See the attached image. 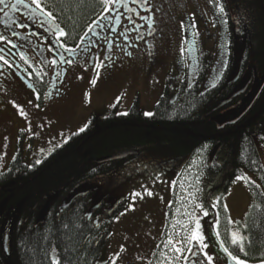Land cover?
I'll return each mask as SVG.
<instances>
[{"label": "rangeland", "instance_id": "374dc122", "mask_svg": "<svg viewBox=\"0 0 264 264\" xmlns=\"http://www.w3.org/2000/svg\"><path fill=\"white\" fill-rule=\"evenodd\" d=\"M226 2L230 8L231 24L225 13H223V21L216 20L219 15L218 9L210 4L209 0H152L159 18L162 16V38L159 41L160 46L158 45L162 50L161 63L154 69L150 68L151 70L146 64L140 63L134 70L118 75L115 82L107 81L101 69H96L91 79L83 69L78 71V76L87 83L92 84L91 81L96 80V83L92 84V91L95 93L93 99L98 104H103V109L96 118L106 117L113 112L127 113L135 98L138 99L144 114L153 112L155 104L163 93L166 77L171 70L170 65L174 68L175 58L180 56V41L184 33L180 28L179 20L189 15L192 22H195L193 28L196 30H203L199 27V23L205 19L207 25L204 28L205 34L202 35L207 45L203 46V52L215 57L219 63V71L227 64L229 56L231 57L228 82L234 83V87L231 95L224 99L222 104H228L232 98L239 97L234 103L226 105L218 112L213 120L219 127L237 120L250 107L264 83V9L261 0H226ZM207 31L210 36L206 38ZM225 36L228 37L227 43L222 42ZM83 86L84 82L73 86V93L77 97ZM119 90L122 93L120 96ZM1 104L11 108L13 102L12 99L3 96L0 99V106ZM75 107L77 104L70 106L69 111L72 113L71 109ZM91 116L95 117L89 115L74 124L66 122L67 127L58 134L56 122L51 120L46 124L49 120L47 119L44 126L51 127L53 138L39 141L38 143L43 144H37L31 154L25 155L23 162L28 165L37 163L38 160L41 162L65 143L72 134L80 132L81 128L85 129ZM262 138H264V125L260 133L253 137L264 170V139ZM226 153V147L219 142L204 147L189 160L188 155L178 152L176 145L171 141L114 148L102 156L90 159L103 161L127 156L130 158L110 173L80 182L69 191L66 199L91 192L95 203L106 201L111 205L125 200L124 210L109 226V238L102 252V261L113 264H147L161 236L164 211L173 199L171 217L165 222L154 264H179L183 253L175 249H184L187 246L189 237L196 230L197 221L201 225L199 231L204 235L208 230L210 234L213 233L212 230L216 231L212 225L218 214L220 235L218 238L216 233L214 241L223 251L224 247H228L231 243L232 232H236L237 237L244 235V219L252 204L250 184L258 185L264 195V184L247 170H242L239 175L246 179L234 178L222 195L209 191V182L201 179L202 165L206 160L209 163L213 160L223 163ZM84 154L87 155V152ZM4 157L5 154L0 152V168L4 163ZM6 170L7 168H3L0 172ZM135 193L141 195L136 197ZM56 195L55 191L46 195L36 217V224L44 221L47 209ZM216 198L220 199L219 203L216 202ZM23 203L24 198L17 199L3 216L1 236L2 241L7 239L8 249H11L13 226ZM200 203L207 205L208 216H204L197 207ZM213 204L216 206L213 207ZM4 208L3 203L0 207L1 214ZM221 240L224 241L223 246ZM248 264L256 263L248 262Z\"/></svg>", "mask_w": 264, "mask_h": 264}, {"label": "trees", "instance_id": "16d2710c", "mask_svg": "<svg viewBox=\"0 0 264 264\" xmlns=\"http://www.w3.org/2000/svg\"><path fill=\"white\" fill-rule=\"evenodd\" d=\"M261 1L264 9V0ZM92 3L56 0V9L72 28L71 32L76 33L81 21L94 10ZM220 3L231 24L226 0ZM230 60L229 56L216 81L206 83L213 56L201 53L194 84L188 86L186 80H175L170 73L151 116H145L135 101L127 115L112 113L104 118H92L84 131L72 134L39 163L28 165L20 158L14 159L8 171L0 172V207L5 205L3 214L0 213V264H51L55 254H59L62 264L107 263L102 261V252L109 238V226L124 210L125 200L109 205L106 201L95 203L91 192L68 199L66 196L80 182L110 173L130 158L90 159L114 148L171 141L189 160L204 147L219 142L227 149L224 162L206 160L201 168V179L209 182V191L222 195L242 170L253 173L264 184V170L253 141L264 125V83L250 107L237 120L222 127L213 120L239 97L222 104L234 87V83L228 82ZM52 191L57 195L44 221L36 224L39 209ZM250 192L252 204L243 230L248 256L240 257L253 262L264 258V195L256 184H250ZM20 198H24V203L13 226L11 249L7 247L5 252L1 236L3 216ZM228 248L233 250L231 243Z\"/></svg>", "mask_w": 264, "mask_h": 264}, {"label": "flooded vegetation", "instance_id": "af4514ba", "mask_svg": "<svg viewBox=\"0 0 264 264\" xmlns=\"http://www.w3.org/2000/svg\"><path fill=\"white\" fill-rule=\"evenodd\" d=\"M89 1L94 3H92L94 10L83 22L81 21L76 33H72V28L57 13L56 0H41L45 12H52L55 20L43 13L41 18L46 19L49 25L58 24L67 34L62 38L59 37L58 32L47 34L38 28L20 29L14 26L13 30L19 33L17 42L20 47L12 50L15 55L6 57L13 66L9 68L4 65L3 61H0V73H2L0 74V99L5 96L13 102L11 108L2 104L0 106V152L5 154L4 163L0 169L7 168L6 171H8L14 159L23 160L27 153L33 152L37 144H43L38 143L39 141L53 138L51 127L44 126L47 119L49 120L46 124H49L51 120L56 122L57 134L67 127L66 122L78 123L89 115L95 116H91L89 121L92 118L96 119V115L103 109V104H98L93 99L95 93L92 91V84L79 77L78 71L83 69L87 77L91 79L96 69H101L107 81L115 82L118 75L134 70L140 63L146 64L149 69H154L163 61L162 50L159 47V41L162 38V16L159 18L152 0H147V3H133V0H126L127 6L117 4L115 7L108 4L107 0L104 2L102 0ZM25 3L30 5L29 8H25L24 5L12 7L15 0H5V4L0 5V18L8 24H11L13 20L17 23L28 22L26 18L35 5L31 4V0H25ZM106 7L110 8V15L105 11ZM5 12L8 13L7 16H4ZM106 15L108 19H104ZM179 21L184 37L180 41V56L174 61L176 66L173 68V65H170L171 70L168 76L171 73L175 76V80H186L185 84L191 86L197 77L199 56L204 53L203 46L207 45L203 40L204 28L207 24L205 19L200 21L199 27L203 30H196L189 27L192 23L189 15ZM90 28L94 31H90ZM4 30V23H0V32ZM33 32L37 34L33 35ZM209 34L207 31L205 37H209ZM7 35L11 37V31H8ZM12 39L16 38L12 37ZM227 39L228 37L225 36L222 42L227 43ZM92 41H95V44ZM61 43L64 47L60 46ZM85 47L89 48L87 53L81 51ZM21 54L24 59L20 58ZM96 54L101 58L105 54L111 57L110 61H105L106 67H95ZM67 60L72 62L67 63ZM213 61L214 68H211V75L206 83L216 81L225 67L223 65V69L219 71V63L214 56ZM82 82L84 86L77 97L73 93V86ZM118 94L119 96L122 94L121 90ZM36 96H39V99H36ZM135 101L139 104L138 99L135 98ZM76 104L77 107L71 109V113L69 107ZM172 201L164 211V226L156 250L161 243L165 222L168 217H171ZM212 231L214 234H208L206 230L205 239L199 244L192 241L191 235L187 246L184 247L179 264H194V261L196 264H207L206 257L202 255L203 252L213 257L212 264H235L223 252L224 249L222 251L215 244L214 235L217 232ZM211 241L212 244H210ZM194 244V250L201 254L199 257L191 256L187 251V249L194 248ZM202 244H207L208 247L203 248ZM156 250L147 264L155 263ZM253 263L264 264V258L253 261Z\"/></svg>", "mask_w": 264, "mask_h": 264}, {"label": "snow or ice", "instance_id": "6c2138e0", "mask_svg": "<svg viewBox=\"0 0 264 264\" xmlns=\"http://www.w3.org/2000/svg\"><path fill=\"white\" fill-rule=\"evenodd\" d=\"M102 2H104V0H102ZM107 3L110 4L112 7H115L117 4H124V6L126 5V0H107ZM133 3H147V0H133ZM209 3L212 4L215 8L218 9V13L219 15L216 17V20H220L223 21V13H224V7L222 5V3H220V0H209ZM5 4V0H0V5ZM31 4L35 5V8L31 9V13L30 15L26 18L28 22H22V23H17L16 20H13L11 24H8L6 22L3 21L2 18H0V23H4V27L5 30L0 32V61H3L4 65H7L9 68L12 67V63L6 59V57L8 55H15V53L12 52L13 49H16L18 47H20L19 43L17 42L19 40V33H17L14 29V26L16 28H20V29H28V28H32V29H42L45 33L47 34H53L55 32L59 33V37H65L67 34L64 32V30L62 28H60V26L56 23H52V24H48V21L46 19H42L41 18V14L43 13V15L47 16L48 18H51L52 20H55V17L53 16L52 12H45L44 7L42 6L41 0H31ZM16 5H24L25 8H29V4L25 3V0H15V4L12 5V7H15ZM105 11L110 15V8L106 7ZM139 14V13H137ZM8 13L5 12L4 16H7ZM104 19H108V16L106 15L104 17ZM131 19V18H129ZM216 20H214V23L216 22ZM189 27H195V22L193 21ZM11 31V37H9L7 35V32ZM90 31H94V29L90 28ZM33 35L37 34L36 32L32 33ZM87 36V33L85 34ZM12 37H15L16 39L13 40ZM93 44H95V41H92ZM61 47H64V44L61 43L60 45ZM69 51H73L75 52V49H66ZM81 51L87 53L89 51L88 47L82 48ZM21 59H24L23 54H21ZM110 61L111 57L108 56L107 54H105V56L103 58H101L98 54H96V61L95 62V67L96 68H103L106 67L107 65L105 64V61ZM67 63H71V60H67ZM54 63V61H53ZM2 74V73H0ZM97 76H99V73H97ZM91 83L94 85L96 83V80H92ZM215 86V85H213ZM36 99H39V96H36ZM37 107H39V105H37ZM124 115H127V113H124ZM152 113L150 112H146L145 116H151ZM79 131H84V128H81ZM264 139V138H262ZM40 161L38 160L37 163H39ZM236 180H243L246 179L243 176H237L235 177ZM136 197H139L141 194L140 193H135L134 194ZM149 195H151V193H149ZM216 202L219 203L220 199L216 198ZM216 205L213 204V207H215ZM197 207H199L201 209V211L203 212L204 216H208V211H207V205L200 203L197 205ZM235 223V222H232ZM213 228L217 231V237L219 238V219H218V214H217V219H215L213 221ZM67 227V226H65ZM185 228L187 226H184ZM201 225L199 224V221L196 222L195 228L196 230L192 232V241L193 242H202L205 237L204 235L199 231ZM221 245H224V241L221 240ZM231 245L233 246V250H229L228 247H224V251L227 255V257L229 259H231L232 261L235 262V264H247V261L245 259H241L240 256L243 255L245 257L248 256V251L246 250L245 247V236L244 235H240L239 237H237L236 232H232L231 233ZM180 243H183V241H180ZM248 245L249 247L251 246V237H248ZM203 248H207L208 245L207 244H202ZM195 244H194V248L192 249H187V251L191 254V256L194 257H199L201 254L196 252L195 250ZM177 252H180L181 254L183 253L184 249H180L177 248L175 249ZM202 255L204 257H206L207 259V264H212L213 262V257L208 255L207 252H203ZM188 259V258H185ZM51 264H62L59 254H55L51 257ZM194 264H196V262L194 261Z\"/></svg>", "mask_w": 264, "mask_h": 264}, {"label": "water", "instance_id": "95a60500", "mask_svg": "<svg viewBox=\"0 0 264 264\" xmlns=\"http://www.w3.org/2000/svg\"><path fill=\"white\" fill-rule=\"evenodd\" d=\"M4 251L7 252V239L3 241Z\"/></svg>", "mask_w": 264, "mask_h": 264}, {"label": "bare ground", "instance_id": "6f19581e", "mask_svg": "<svg viewBox=\"0 0 264 264\" xmlns=\"http://www.w3.org/2000/svg\"><path fill=\"white\" fill-rule=\"evenodd\" d=\"M4 248V247H3ZM8 251V250H7Z\"/></svg>", "mask_w": 264, "mask_h": 264}]
</instances>
